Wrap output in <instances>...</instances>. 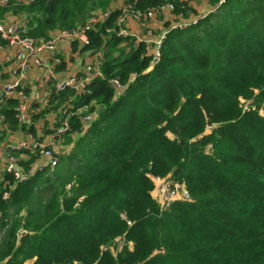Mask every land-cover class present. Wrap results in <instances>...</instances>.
Instances as JSON below:
<instances>
[{"label": "trees", "instance_id": "trees-1", "mask_svg": "<svg viewBox=\"0 0 264 264\" xmlns=\"http://www.w3.org/2000/svg\"><path fill=\"white\" fill-rule=\"evenodd\" d=\"M113 1L8 0L0 16L25 14V35L48 40ZM209 1L217 8L171 30L154 65L145 44L119 36L122 11L89 33L84 51L102 55L104 77L73 103L98 117L87 132L72 117L65 137L74 147L54 170L24 183L4 176L0 264H264V0ZM170 2L177 14L194 12L188 0ZM162 3L138 0L137 9ZM117 77L122 93L111 84ZM4 104L15 125L17 100ZM154 176L185 184L191 201L162 212ZM120 237L132 248L117 258L103 251Z\"/></svg>", "mask_w": 264, "mask_h": 264}, {"label": "built area", "instance_id": "built-area-1", "mask_svg": "<svg viewBox=\"0 0 264 264\" xmlns=\"http://www.w3.org/2000/svg\"><path fill=\"white\" fill-rule=\"evenodd\" d=\"M23 1L30 4L37 0ZM137 1L138 0H126V4L121 10L122 14L119 18L121 23L130 17L137 23L143 25H146L149 21H156L159 25H163L164 16L167 13L177 14L176 8L170 0H163L162 4L144 11L137 9ZM219 1V5L226 2V0ZM1 2L7 3L8 0H2ZM112 12L111 9L106 12H97L85 25L72 30L57 31L54 35H51L48 40L40 41L26 36L24 33L25 26L21 27L16 24H8L0 19V38L5 41V44L0 45V50L6 46L16 45L18 47L15 55L17 69L14 72L12 81L0 88V103L10 99L17 100V105L14 109V117L20 126H30L29 112L32 103L31 96L27 94L21 86L23 79L30 71L38 69L45 74L43 80L46 85L50 86L51 95L70 92L75 98L84 97L88 92V85L93 80L104 77L101 68L103 63L101 54H96L93 60L85 65L84 73L82 75H74L64 79L58 78L55 71L52 69V66L49 65L46 55H49L55 64H61L60 44L72 40L78 42L81 47L89 46L91 43L89 33L95 26L108 20ZM177 16L180 19V22L172 28L159 33L147 28L144 37L134 38L135 46L145 44L150 47L149 54L152 58L153 65L160 61L164 43L171 30H184L191 26L198 25L202 18H193L189 13L184 12L177 14ZM108 32L112 31L108 30ZM119 36L124 38L127 37L120 32ZM111 84L116 88L117 92L122 93L125 91V85L120 78H114L111 80ZM117 99L118 96H115V100ZM251 104L252 101L244 102V110H249ZM73 116L80 118L84 131L87 132L90 125L96 121L98 114L96 112L83 115L80 109L72 112L71 109L65 108L61 113L60 125L55 128L52 140L49 142H44L39 139H23L20 141L8 142L2 149H0V162L4 167L5 175L10 174L14 177L16 182L24 183L38 171H42L46 168L54 170L59 164V157L55 150V142L57 140H62L64 136L71 131V119ZM212 129V126L208 127V130ZM22 154H32L36 157V160L29 165L27 170L21 165L22 159L20 155ZM152 180L154 182L152 196L162 212L170 209V207L177 201H191V194L185 184L173 180L170 176H154L152 177ZM9 197L10 193L4 194V199H9ZM1 217L2 212L0 211V218ZM124 218L126 219V217ZM127 223L129 226H132L131 221H127ZM26 234H28L27 231H20L18 233V240L22 239ZM2 236L3 234L0 235V240L2 239ZM132 246L133 244L125 237H120L114 243V246L104 247L103 251H110L112 255L117 258L120 253L126 249H131Z\"/></svg>", "mask_w": 264, "mask_h": 264}, {"label": "crops", "instance_id": "crops-1", "mask_svg": "<svg viewBox=\"0 0 264 264\" xmlns=\"http://www.w3.org/2000/svg\"><path fill=\"white\" fill-rule=\"evenodd\" d=\"M189 6L192 7L194 12H189L193 18L205 17L209 13L213 12L217 6L213 5L209 0H188ZM126 4V0H114L111 3L110 9L112 11H121ZM0 5L2 2L0 1ZM0 19L8 24H16L24 27L27 23V17L25 14L15 15L12 13H6ZM180 22L177 14L167 13L164 16V24L159 25L156 21H149L146 25L139 24L132 18H127L124 22H120V33L127 37L133 38V44L136 37H144L147 28L154 30L156 33L168 30ZM56 32L52 33L54 35ZM147 50L150 47L147 46ZM18 47L16 45L6 46L0 50V88L11 82L14 72L17 69V63L15 61V55ZM60 57L62 59L61 64H55L49 55V65L55 71L56 75L60 79L71 77L74 75H82L84 73V67L87 63L91 62L100 53H90L84 51L85 47H81L78 42L67 41L59 45ZM45 74L38 69L32 70L26 74L21 86L22 89L31 96V109L29 112L30 126H20L18 123L11 125L6 120L3 114V110L7 108V104L0 106V149H2L8 142L20 141L23 139H39L44 142L52 140L54 130L60 125L61 113L65 108L71 109L72 112L82 108L76 109L74 106L75 97L72 95L64 103H59L56 100L57 94L51 95L50 86L44 83ZM75 109V110H74ZM32 129V130H31ZM77 134H74L73 139H76ZM65 136L62 140L55 142V150L58 152L61 144L65 141ZM74 147V143H68L64 145V151L62 154L69 153ZM21 161L26 163L32 159V154H22ZM5 176V170L0 162V184L3 182Z\"/></svg>", "mask_w": 264, "mask_h": 264}, {"label": "rangeland", "instance_id": "rangeland-1", "mask_svg": "<svg viewBox=\"0 0 264 264\" xmlns=\"http://www.w3.org/2000/svg\"><path fill=\"white\" fill-rule=\"evenodd\" d=\"M0 1H2V0H0ZM3 16V15H2ZM1 16V17H2ZM2 20V19H1ZM132 42V40H129L127 43H125V44H128L129 46L131 45L130 43ZM97 106V105H96ZM85 111V110H84ZM87 112V111H86ZM86 115V114H85ZM211 131V130H210ZM76 139H77V137H76ZM66 144H68V142H67V138H65V141H64V143H62L61 144V147L63 148V150L62 149H59L58 150V152H57V154H58V157L59 156H61V155H63L62 154V152L64 151V145H66Z\"/></svg>", "mask_w": 264, "mask_h": 264}, {"label": "water", "instance_id": "water-1", "mask_svg": "<svg viewBox=\"0 0 264 264\" xmlns=\"http://www.w3.org/2000/svg\"><path fill=\"white\" fill-rule=\"evenodd\" d=\"M90 53H92V54H93V53H94V51H90ZM103 111H104V108H101V109H100V111H99V113H102Z\"/></svg>", "mask_w": 264, "mask_h": 264}]
</instances>
